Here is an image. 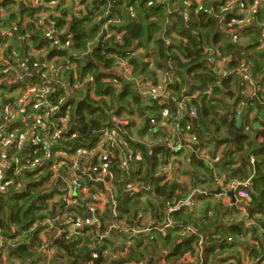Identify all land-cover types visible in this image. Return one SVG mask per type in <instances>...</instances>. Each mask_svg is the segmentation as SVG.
I'll return each instance as SVG.
<instances>
[{
  "label": "clouds",
  "instance_id": "1",
  "mask_svg": "<svg viewBox=\"0 0 264 264\" xmlns=\"http://www.w3.org/2000/svg\"><path fill=\"white\" fill-rule=\"evenodd\" d=\"M0 264H264V0H0Z\"/></svg>",
  "mask_w": 264,
  "mask_h": 264
},
{
  "label": "crops",
  "instance_id": "2",
  "mask_svg": "<svg viewBox=\"0 0 264 264\" xmlns=\"http://www.w3.org/2000/svg\"><path fill=\"white\" fill-rule=\"evenodd\" d=\"M86 255V254H85Z\"/></svg>",
  "mask_w": 264,
  "mask_h": 264
}]
</instances>
